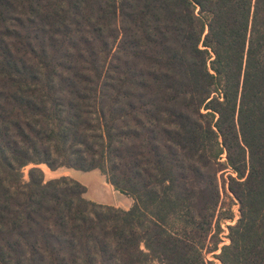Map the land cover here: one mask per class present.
Masks as SVG:
<instances>
[{"label":"trees","instance_id":"16d2710c","mask_svg":"<svg viewBox=\"0 0 264 264\" xmlns=\"http://www.w3.org/2000/svg\"><path fill=\"white\" fill-rule=\"evenodd\" d=\"M40 164L97 169L132 205ZM218 249L264 264V0H0V264Z\"/></svg>","mask_w":264,"mask_h":264},{"label":"crops","instance_id":"0c3cea01","mask_svg":"<svg viewBox=\"0 0 264 264\" xmlns=\"http://www.w3.org/2000/svg\"><path fill=\"white\" fill-rule=\"evenodd\" d=\"M73 170L81 172L80 174L74 175L72 178L85 185V197L87 199L122 209H128L132 205V198L115 190L99 170Z\"/></svg>","mask_w":264,"mask_h":264},{"label":"rangeland","instance_id":"374dc122","mask_svg":"<svg viewBox=\"0 0 264 264\" xmlns=\"http://www.w3.org/2000/svg\"><path fill=\"white\" fill-rule=\"evenodd\" d=\"M30 166L31 165H28L22 169V173H23L22 180H24V181L28 180V169ZM39 167L43 170L44 180L56 178V177H59L61 175H67V176L69 175L71 177H74V175L81 173V172L73 170L72 168H66V167H59L55 170H50L45 164H40ZM225 191H223V193L221 194L222 202L220 205V209H218V212L220 214L222 213V215H227L228 213H231L232 218L231 219H227L224 217L220 218L219 223H220V229L221 230L218 234V236L220 238V242L218 243V246L228 242V238L226 237V234H227L226 225L227 224H233L239 216L238 204L236 203V201L234 199L231 198L230 193L228 191H226V193H225ZM207 245L211 247L210 242H207ZM218 251H219V249L214 251V252H211V251L210 252H204V254H205V257L207 259H210L213 261V264H219L220 263L219 260L213 256V253H218Z\"/></svg>","mask_w":264,"mask_h":264}]
</instances>
